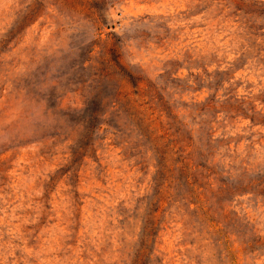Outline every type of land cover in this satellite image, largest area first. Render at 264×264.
<instances>
[{
  "label": "rangeland",
  "instance_id": "rangeland-1",
  "mask_svg": "<svg viewBox=\"0 0 264 264\" xmlns=\"http://www.w3.org/2000/svg\"><path fill=\"white\" fill-rule=\"evenodd\" d=\"M138 250L264 264V0H0V264Z\"/></svg>",
  "mask_w": 264,
  "mask_h": 264
},
{
  "label": "trees",
  "instance_id": "trees-1",
  "mask_svg": "<svg viewBox=\"0 0 264 264\" xmlns=\"http://www.w3.org/2000/svg\"><path fill=\"white\" fill-rule=\"evenodd\" d=\"M112 51V53L115 52V49H110ZM127 105L129 104L128 101L125 102ZM92 117V114H91ZM132 264H141V253L140 250H138L135 255H134V259L132 261Z\"/></svg>",
  "mask_w": 264,
  "mask_h": 264
}]
</instances>
